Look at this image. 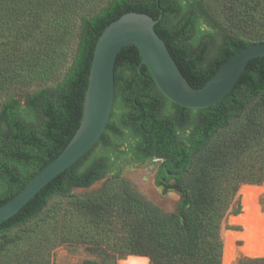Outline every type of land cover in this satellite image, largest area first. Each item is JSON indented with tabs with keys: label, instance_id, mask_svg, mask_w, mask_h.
<instances>
[{
	"label": "trees",
	"instance_id": "trees-1",
	"mask_svg": "<svg viewBox=\"0 0 264 264\" xmlns=\"http://www.w3.org/2000/svg\"><path fill=\"white\" fill-rule=\"evenodd\" d=\"M79 5V0H0V205L76 132L95 43L121 15L137 12L157 19L154 30L193 88L244 46L264 41L224 32L213 47L212 35L203 27L206 9L197 2L108 0L98 11L79 16L77 42L62 79L16 96L11 89L23 91L45 78L41 65L50 51L68 50L69 29L62 20L67 11L76 15ZM114 86L111 114L97 142L3 221L0 236L28 225L60 196L72 206L71 217H89L76 229L86 231L84 242L89 236L99 239L95 246L106 247L114 259L137 255L147 257L149 264H221L222 227L227 215L239 211V187L264 184V56L251 59L230 93L205 108L167 99L131 44L117 54ZM114 136L133 141L137 161L161 159L154 182L169 185L172 180L181 194L174 211L162 210L117 174L96 191L71 192L90 187L107 173ZM235 241L224 239V249L248 247ZM235 264H264V257L240 256Z\"/></svg>",
	"mask_w": 264,
	"mask_h": 264
},
{
	"label": "rangeland",
	"instance_id": "rangeland-1",
	"mask_svg": "<svg viewBox=\"0 0 264 264\" xmlns=\"http://www.w3.org/2000/svg\"><path fill=\"white\" fill-rule=\"evenodd\" d=\"M107 1L79 0L81 5L77 9L76 15H72L67 11L62 23L69 29V33L65 34L67 39L64 37L68 40V50H65L64 47L59 48L62 52H66L65 55L57 48L50 51L42 63L43 65H41L45 78L37 80L30 88L23 91L17 92V89H11L10 91H16V96L20 97L39 86H51L60 81L74 53L79 16L98 11ZM186 1L197 2L199 6L204 5L207 12V21H203V27L212 35L213 47L221 41L224 32L248 40L264 37V0ZM53 25L55 27L60 26L56 22H53ZM118 112L119 110L116 109V113ZM113 120H115V117ZM180 134L184 133L181 132ZM112 143L113 146L108 151L111 163L107 173L90 187L72 188L71 192L77 195L96 191L103 187L112 175L117 174L126 179L134 189L162 210L166 212L174 211L181 197L180 192L171 184L164 186L155 184L153 180L161 159L151 157L144 161H136L131 155L133 141L121 140L114 136L112 137ZM236 197L239 211L237 214L226 216L222 227V238L225 240H241L246 242L248 247L253 246L245 249L264 248V184H243L239 187ZM71 209L72 206H70L67 199L60 196L54 197L38 218L32 220L28 225L12 230L7 236H0V264H83L86 260L102 264H120V261L126 257L122 260L114 259L108 254L106 247L103 245L95 246L99 239L96 240V238L89 236L87 243L84 242L86 231L79 233L76 229L82 226L89 217L83 214H76L71 217ZM246 210H251V224L247 226L243 223L230 224L229 218L231 216L242 218ZM68 218H70V221ZM65 225H68V227L66 228ZM224 230L241 232L242 236L240 239L226 238L223 236ZM241 244L240 241L237 242V246ZM240 256L242 255L237 256L232 264H235Z\"/></svg>",
	"mask_w": 264,
	"mask_h": 264
},
{
	"label": "water",
	"instance_id": "water-1",
	"mask_svg": "<svg viewBox=\"0 0 264 264\" xmlns=\"http://www.w3.org/2000/svg\"><path fill=\"white\" fill-rule=\"evenodd\" d=\"M156 22L157 19L147 14L127 12L104 28L95 43L82 117L76 132L51 162L16 195L0 205V224L16 214L50 180L74 164L97 142L111 114L114 64L122 47L131 44L137 49L141 64L167 99L192 109L220 101L230 93L247 63L264 56V41L251 42L231 56L201 87L193 88L154 30Z\"/></svg>",
	"mask_w": 264,
	"mask_h": 264
},
{
	"label": "bare ground",
	"instance_id": "bare-ground-1",
	"mask_svg": "<svg viewBox=\"0 0 264 264\" xmlns=\"http://www.w3.org/2000/svg\"><path fill=\"white\" fill-rule=\"evenodd\" d=\"M229 222L230 224H234V223L242 224L243 223L246 226L248 224H251V210H246L245 215L242 218H239L237 216H231L229 218ZM223 236L226 238H231V239H240L242 235H241V232L224 230ZM237 242L239 241L238 240L235 241V245H237ZM246 248H252V247H246ZM239 255L251 257V258H263L264 248L258 247L256 250H252V249H245V248L236 249L233 247H226L224 249V239H223V256H222L221 264H232V261ZM125 257L126 258L124 260L120 261V264H148V261H149L148 258L144 256L126 255Z\"/></svg>",
	"mask_w": 264,
	"mask_h": 264
},
{
	"label": "flooded vegetation",
	"instance_id": "flooded-vegetation-1",
	"mask_svg": "<svg viewBox=\"0 0 264 264\" xmlns=\"http://www.w3.org/2000/svg\"><path fill=\"white\" fill-rule=\"evenodd\" d=\"M131 155H132V157L134 158V156H133V154H132V152H131ZM135 159V158H134ZM137 161V160H136ZM159 166V165H158ZM158 168V167H157ZM157 170V169H156ZM156 172V171H155ZM154 175H155V173H154ZM153 180H154V176H153ZM155 183V182H154ZM156 184V183H155ZM160 185H163V184H161V183H159ZM170 184H172V180H170ZM164 186H168V185H164Z\"/></svg>",
	"mask_w": 264,
	"mask_h": 264
}]
</instances>
